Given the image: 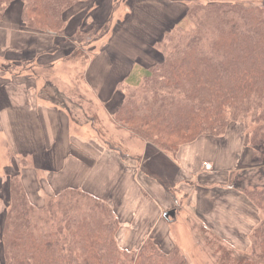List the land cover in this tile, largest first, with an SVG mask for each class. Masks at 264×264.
<instances>
[{"label":"trees","instance_id":"16d2710c","mask_svg":"<svg viewBox=\"0 0 264 264\" xmlns=\"http://www.w3.org/2000/svg\"><path fill=\"white\" fill-rule=\"evenodd\" d=\"M86 1L0 0V18L20 2L25 28L59 36L66 11ZM167 32L161 61L138 67L116 85L112 99L121 96L113 119L143 140L157 138L160 144L153 143L167 152L201 136H223L231 124L249 119L256 126L244 138L253 152L250 166L264 167V4L193 3L161 35ZM121 85L125 93L117 90ZM7 187L14 207L0 223V264H188L154 243L136 254L121 250L115 214L87 193L65 189L38 209L26 207L20 181ZM244 194L262 215L251 233V257L226 253L219 264H264V188Z\"/></svg>","mask_w":264,"mask_h":264},{"label":"rangeland","instance_id":"374dc122","mask_svg":"<svg viewBox=\"0 0 264 264\" xmlns=\"http://www.w3.org/2000/svg\"><path fill=\"white\" fill-rule=\"evenodd\" d=\"M157 1L150 3L149 6L158 17L148 18L160 19L162 14L169 15V10L167 12V8ZM167 2L170 6L180 3L179 0ZM189 2H191L189 7L197 2L201 4L229 2L245 6L264 4V0H190ZM127 11L126 0H91L74 4L64 14L65 20L66 17L72 16L68 22L65 21V31L55 38L56 45L53 43V53L58 51L54 56L58 65L43 70L44 82L51 81V77L59 79L60 93L69 99L61 103L64 105L66 103L71 110H80L81 114H84L83 120H86V123L94 129L96 136L103 140L108 148L118 150L122 155L137 158L141 171L156 174L153 175L158 184H155V188H161L156 200H159L162 205L161 213L168 212L170 209L177 210L174 220L171 218L165 220L161 214L152 226L147 225V228L128 231L126 244L122 243L125 232H120L118 227L116 240L120 249L131 255L138 253L144 245L154 243L165 253L177 251L184 256L188 264H219V259L224 258L226 253L233 257H251V233L260 222L262 215L244 193L247 190L264 188V167L258 169L259 166H250L253 152L244 144V138H247L248 134L251 135L256 126L249 119L246 121L240 119L228 126L223 136L217 138L201 136L191 143L176 147L172 152H167L156 145V143L160 144L157 138L149 136L152 142L143 140L137 134L131 133L118 120L113 119L112 111L117 109L116 102L121 94L103 106L102 103L92 100L90 92L87 91L89 87L81 86L83 69L87 66L86 60H90L93 55L96 56L97 52L105 48L113 34L116 36L127 33L126 30L140 32V29H143L134 21L128 24L130 20L125 17ZM181 12L182 10L179 14ZM136 20L139 22V18ZM181 24L187 25L186 28L189 27L187 20H183ZM69 27L72 28L68 29ZM169 32L156 39L151 48L148 47V55L138 52L133 60L145 62L144 68H147V64L152 66L160 62L162 56L159 52L161 51L164 55L168 52L166 39ZM43 34V48L47 50L49 44L45 43L49 41L46 36L48 33ZM67 36H74L80 42H69ZM70 47L71 50L74 49V53L66 58L64 55L68 53ZM42 63H46V60H42ZM39 83L42 84L41 81ZM120 89L125 93L124 85L117 88V90ZM92 92L94 93L93 89H91L93 97ZM145 144L149 146L147 152L145 151L149 155L138 154L137 151ZM1 148L5 152L4 148ZM0 152L2 155L3 152ZM164 155L170 158L175 156L177 160L179 158L181 167L183 166L181 170H174L169 163L164 162ZM148 156L150 161L145 164ZM1 157L0 223L4 214L10 213L14 207L12 192L7 187L8 183L17 184L19 181L23 183L26 207L43 208L48 197L33 195L36 192L33 191V185L30 182H26L28 192L25 189L23 175H20L25 165L19 164L17 168L10 166L4 169L6 159L3 158L4 156ZM158 163L166 168L158 167ZM154 167L161 171L157 172ZM109 208L114 213L112 208ZM195 208L196 216L193 215ZM2 254L0 246V257Z\"/></svg>","mask_w":264,"mask_h":264},{"label":"crops","instance_id":"0c3cea01","mask_svg":"<svg viewBox=\"0 0 264 264\" xmlns=\"http://www.w3.org/2000/svg\"><path fill=\"white\" fill-rule=\"evenodd\" d=\"M155 1L126 0L128 24L134 21L143 29L113 34L105 48L86 60L80 84L89 87L90 91H87L92 100L103 106L113 101L116 85L145 63L133 60V57L138 52L148 55V47L151 48L165 29L183 17L191 3L190 0H179L180 3L170 6L168 0H158L157 3L166 7L167 12L169 10V15L162 14L160 19L148 18L158 17L149 6ZM22 10V3H12L0 18V145L5 150L0 147L3 152L2 155L0 152V159L1 156L6 159L4 169L24 164L20 175H23L27 192L26 182L33 185L36 192L33 195L50 197L65 189H74L104 202L114 211L119 231L125 232L122 243L126 244L128 231L147 228L156 223L161 214L163 217L162 205L156 200L161 192L160 187L155 188L158 184L153 175L156 174L141 171L137 158L108 148L83 120L84 114L80 110H71L66 103H61L69 99L60 93L59 79L51 77V81L44 82L43 77L44 69L58 65L54 57L58 51L53 53L57 35H46L49 41L45 44H49V48L44 50V34L24 27ZM71 17H66L65 21ZM71 49L64 57L69 58L74 53ZM150 66L147 64V68ZM105 111L108 112L106 108ZM143 146L139 149L143 152L137 153L149 155L146 153L148 144ZM149 161L148 156L145 164ZM163 161L174 170L183 167L175 156L164 155ZM158 167L166 168L161 163ZM184 167L186 169V165ZM171 210L176 217L177 210L168 211ZM193 215L196 216V208Z\"/></svg>","mask_w":264,"mask_h":264},{"label":"water","instance_id":"95a60500","mask_svg":"<svg viewBox=\"0 0 264 264\" xmlns=\"http://www.w3.org/2000/svg\"><path fill=\"white\" fill-rule=\"evenodd\" d=\"M163 218L165 220H168L169 218L174 219L175 218V212H174V210H171V211H168V212L164 213L163 214Z\"/></svg>","mask_w":264,"mask_h":264}]
</instances>
